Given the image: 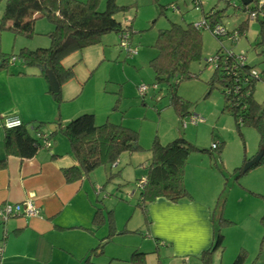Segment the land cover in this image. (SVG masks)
<instances>
[{
    "label": "rangeland",
    "instance_id": "obj_1",
    "mask_svg": "<svg viewBox=\"0 0 264 264\" xmlns=\"http://www.w3.org/2000/svg\"><path fill=\"white\" fill-rule=\"evenodd\" d=\"M226 1H229L230 5ZM5 3L6 0H0V20ZM115 3L126 8L124 12L117 14L115 19L122 24L131 25L129 32L123 34L124 36L128 34L125 43L136 49L137 53L134 56L129 55L127 49L122 47L121 43L124 40L121 39V34L110 32L100 36L98 42L81 51L64 56L62 64L65 67L73 66L75 78L61 86L60 97L65 100L60 105L56 104L55 108L58 106L63 110L68 108L64 110V113H69L66 122L84 113H94L97 123H103L108 119L118 123L123 122L132 129L138 130V141L142 150L133 153L136 157L133 167L142 164L145 157L149 156V147L156 137L163 145L183 137L198 147L206 149L210 148L211 137L224 138L223 164L228 170L222 169L216 157V163L219 166L217 169L222 172L215 169L214 176L205 180L206 188L216 185L213 191L214 199L211 200L212 194L209 196L211 205L217 202L215 224L220 217L227 220L226 223H219L224 236V247L222 252L216 253L213 261H215L214 264H233L237 257L241 256V264H264V223L261 222L264 216V165H257L245 174L235 173V167L242 165L241 161L244 157L252 158L260 151L259 133L252 126H245L238 130L232 117L227 113H221L224 106L221 93L213 89L207 94L206 82L211 76V71L204 64L217 53L220 42L208 29L201 30V60L190 66L191 72L198 74L199 79L182 81L176 90L184 100L191 102L193 114L205 119L198 125L193 126L188 123L183 126L181 119L170 106L167 84L165 82L156 84L154 89V72L150 67V60L158 51L154 44L161 30L171 27L172 23L182 27L188 24L195 26L203 22L202 14L215 8L221 11V27L229 32L243 29L233 45L228 40H224V45L227 48L231 47L235 54L244 55L249 65L253 64L255 74L260 77L253 86L254 99L263 106L264 24H262V14H259L256 20L249 18L248 12L243 10L244 5L241 0H200L198 8L194 6L193 0H115ZM105 6L106 0H101L98 8L103 11ZM34 23L33 39L23 40L32 45H38L34 46L38 48L43 45L50 46L49 37L45 34L48 33L46 31L50 26L52 27L49 30H53V25H50L45 18L37 19ZM18 40L15 42L11 32L0 28V58L2 54L16 55L19 52ZM33 70L36 68L21 65L20 62L9 67V73L17 75L20 71L21 76ZM6 82L7 80L0 75V83L7 85ZM142 86L147 88L143 97L139 92ZM13 89L14 94H9L8 97L13 95L11 99L17 100L20 105L30 104L33 107L38 104L39 97L36 96V92L23 86L17 88V85H13ZM53 122L52 119V124L47 123L43 130L47 131L51 128L54 130ZM28 126L33 127L30 124ZM57 138L65 144L68 143L65 136L61 134H58ZM67 146L69 147V144ZM125 158L127 154L121 156V167H126L123 166L127 162ZM103 169L104 167H98L95 172H101L98 180L100 187H104V192L107 193L110 189L115 190L116 187L113 181L106 180L109 168L106 174L103 173ZM143 172H145L144 169ZM124 178L128 176H123L121 179ZM129 179L132 183L133 177ZM125 200L130 199L125 198ZM108 201L105 200V204L108 207L112 206L108 204ZM126 203L132 204L131 207L135 204L133 200ZM114 209H116L115 206ZM128 215L130 213L120 218L121 229L129 220ZM132 226L134 225L130 224L129 227ZM131 230L137 232L124 237L123 240L127 243L130 239L135 240L137 236L140 237L137 229L131 228ZM141 237L145 239V234L143 233ZM110 247L115 248L113 244H110ZM120 251H125L123 245ZM156 263L157 259L154 256L151 264ZM162 263L169 264L166 259Z\"/></svg>",
    "mask_w": 264,
    "mask_h": 264
},
{
    "label": "trees",
    "instance_id": "obj_2",
    "mask_svg": "<svg viewBox=\"0 0 264 264\" xmlns=\"http://www.w3.org/2000/svg\"><path fill=\"white\" fill-rule=\"evenodd\" d=\"M226 2L230 5L229 1ZM194 3L195 0H193ZM252 3L254 5H251ZM252 3L244 5L243 10L248 12L249 18H251L250 15L255 14L253 18L255 20L258 19L259 14H262V24H264V0H252ZM100 4L101 0H6L0 20L1 29L10 31L14 36L30 39L35 35L34 22L37 19H47L54 28L45 34L50 40L48 48L35 50L22 48L16 55L2 54L0 71L7 72L10 66L15 65L16 62L12 64L9 61L15 56L21 65L38 68L40 75L45 79L44 70L52 71L60 86L71 81L75 78L73 66L65 67L62 64L64 56L81 51L98 42L102 35L110 32L128 33L131 28V25L122 24L115 19L117 14L126 10L125 7L118 6L115 0H106L105 10L100 11L98 8ZM220 14V10L211 8L208 13L202 14L203 22L199 23L201 24L199 27L193 24L182 27L177 23H172L171 27L160 31L154 44L158 51L156 56L150 60L155 79L154 89H156V84L164 82L167 84L170 106L181 119L183 126L188 123L194 126V124L205 121L193 114L191 102L184 100L176 90L182 81L199 79L198 74L191 72L190 66L201 60V30L208 29L220 42V48L204 64L211 71V76L206 82L207 94L217 89L224 101L221 113L229 114L238 130L245 126L256 128L260 136V147L264 149V104L262 106L254 99L253 87L260 77L255 74L253 64L246 63L244 55H237L231 47L227 48L224 45V40L230 41L233 45L236 38L242 34V28L229 32L223 27L222 34L213 32L214 26L221 25L222 16ZM142 87L145 89L143 92L139 91L141 97L147 91L146 86ZM47 92L51 94L56 103L61 102L60 92L53 94L50 89ZM113 109L115 111V107ZM94 118V113H84L69 119L65 124L55 119L53 122L55 128L52 132L43 130L47 123L42 121L28 123L20 121L21 125L13 129H6L3 126L2 147L5 155L0 159V170L6 168L8 157H17L20 160L32 159L48 140H53L54 136L59 133L67 139L71 155L78 163V166L62 170L64 181L68 184L75 183L83 175L90 178L98 167H108L107 182H114L116 188L113 191L121 189L120 192L125 193L124 196L116 195V198L126 201L127 189L133 188L134 191H138L139 199L134 206L142 212L146 225H148L147 208L153 201L164 198L169 202L178 203L191 199L188 190L185 189L183 176L191 154H209L214 163L213 166L219 169L216 157L220 162L225 142L218 137L217 139L212 137L210 148L207 149L198 147L183 137L173 139L165 145L161 144L156 137L149 147V156L142 164H137L135 167L133 164H125L123 166L126 167H121L122 155H131V153L142 150L138 141L139 131L123 122L118 123L107 119L103 123H97ZM28 124L33 127L29 128ZM41 135H46V138H42ZM252 158L244 157L242 165L235 168V173H244L242 172L243 165ZM259 161L257 165H264V153ZM127 169H130L131 173L144 169L145 175L138 179L133 178L131 183ZM123 176H128V178L121 179ZM131 177L134 176L131 175ZM112 215L111 209H107L104 213L98 206L93 216V224L96 228L108 225L107 240L115 234L114 216ZM261 220L264 223V216ZM221 222L226 223L227 220L220 217L216 224L213 244L201 257L203 264H210L212 255L223 251L224 236H222L219 224ZM103 245L104 243L100 244L90 252L99 251L101 253ZM144 256L145 253L134 252L131 259L132 264H142ZM241 259L242 257L238 256L233 264H241ZM83 264H94L89 254L83 258Z\"/></svg>",
    "mask_w": 264,
    "mask_h": 264
},
{
    "label": "crops",
    "instance_id": "obj_3",
    "mask_svg": "<svg viewBox=\"0 0 264 264\" xmlns=\"http://www.w3.org/2000/svg\"><path fill=\"white\" fill-rule=\"evenodd\" d=\"M51 27L46 32H50ZM17 39L19 50L38 48L34 47L38 45L23 40L26 38L14 36L15 42ZM44 46L46 48L48 45L39 48ZM39 71L36 68L27 71L28 74L23 76L20 71L17 75L9 73V70L0 71V75L7 80V85L0 83V159L5 155L2 134L3 121L6 118L16 117L24 123L42 121L48 124L52 119L65 124L68 119L69 113H64L68 108H55L56 104H62L65 99L61 98L60 103L54 101L47 92V79L40 75ZM13 85H17V88L27 87L36 92L39 97L38 104L33 107L30 104L20 105L17 100L11 99L13 95L8 97L9 94H14ZM47 131L53 130L51 128ZM58 134L53 140H48L47 145H43L32 159L8 157L6 168L0 170V206L6 203L30 202L39 210V214L34 217H15L5 222L0 221V264H83V258L88 254L94 264H132V254L136 251L146 255L142 264H151L154 256L157 259L156 264H165L162 263L164 259L169 264H203L202 254L211 248L216 233L217 202L213 205L210 203L215 197L213 191L216 185L206 188L207 181L205 182L207 178L214 176L216 169L209 154L193 153L188 158L183 176L185 189L191 199L178 203L169 202L164 198L153 201L147 208L149 223L146 225L144 215L135 204L131 207L132 204L116 198V195L124 196L125 193L120 192L121 189L104 192L105 189L100 187L98 180L101 172L94 171L90 178L83 175L75 183L68 184L64 181L62 170L78 166V163L71 155L70 147L58 140ZM212 140L211 137V142ZM135 159V154L131 153L125 158L127 162L124 164H133ZM223 161L222 155L219 163L222 169L227 171ZM107 168L102 170L104 174L107 173ZM131 175L138 179L145 175V172L141 169L130 172L129 178ZM126 191L129 201H138V191L133 188ZM211 194L213 197L210 200ZM105 200H109L108 204L113 207H108ZM98 206L104 213L111 209L114 216L115 234L109 240L106 239L108 225L96 228L93 224V216ZM129 213V220L121 229L120 218ZM130 224L134 225L131 228L138 230L140 237L130 239L127 243L123 240L124 237L136 232L131 230ZM143 233L145 239L141 237ZM102 243L104 245L101 253L90 252ZM110 244L115 248L112 249ZM122 245L125 251H120ZM216 253L212 255L210 264L215 263L213 260Z\"/></svg>",
    "mask_w": 264,
    "mask_h": 264
},
{
    "label": "built area",
    "instance_id": "obj_4",
    "mask_svg": "<svg viewBox=\"0 0 264 264\" xmlns=\"http://www.w3.org/2000/svg\"><path fill=\"white\" fill-rule=\"evenodd\" d=\"M200 3V0H195L194 6L198 8V5ZM262 4V2H261ZM251 19L255 18V14L250 15ZM197 27L201 26V24L195 25ZM223 27L221 25L214 26L213 32L216 34H222L223 33ZM125 34V33H124ZM124 34H121V39L124 40L122 44V47L127 49V52L129 55L134 56L137 53L136 49H133L130 47L128 43H125L127 41V35L124 36ZM17 57L13 56L9 59V61L13 64L17 62ZM144 87H142L140 90L143 92ZM21 120L16 117H9L6 118L3 121V126L6 129H13L19 125H21ZM42 138H46V135H41ZM47 145V144H46ZM39 214V210L35 207H33V204L30 202H25L22 204H11V203H6L4 205L0 206V221L5 222V220H8L10 218H15V217H34ZM0 254H2V250H0Z\"/></svg>",
    "mask_w": 264,
    "mask_h": 264
},
{
    "label": "water",
    "instance_id": "obj_5",
    "mask_svg": "<svg viewBox=\"0 0 264 264\" xmlns=\"http://www.w3.org/2000/svg\"><path fill=\"white\" fill-rule=\"evenodd\" d=\"M241 2L243 5L247 6L250 3H252V0H241ZM44 71L46 74L47 84L49 86L51 93L57 94L60 91V85L59 83H57V80L54 74L52 73V71H49V70H44ZM263 153H264V149L260 148V151L256 154V156H254L251 160H248V162H246L243 165L242 171L245 173L249 171L251 168H253L254 166H256L257 164H259L260 162L259 160L262 158Z\"/></svg>",
    "mask_w": 264,
    "mask_h": 264
}]
</instances>
